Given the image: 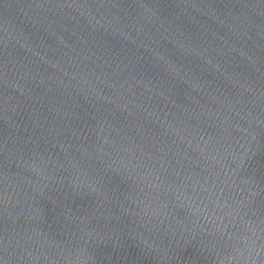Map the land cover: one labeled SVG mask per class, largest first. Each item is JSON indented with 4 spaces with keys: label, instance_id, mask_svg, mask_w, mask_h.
<instances>
[{
    "label": "water",
    "instance_id": "1",
    "mask_svg": "<svg viewBox=\"0 0 264 264\" xmlns=\"http://www.w3.org/2000/svg\"><path fill=\"white\" fill-rule=\"evenodd\" d=\"M0 264H264V0H0Z\"/></svg>",
    "mask_w": 264,
    "mask_h": 264
}]
</instances>
